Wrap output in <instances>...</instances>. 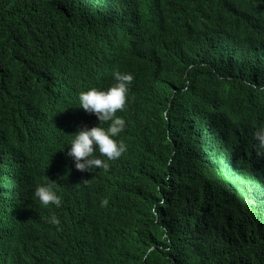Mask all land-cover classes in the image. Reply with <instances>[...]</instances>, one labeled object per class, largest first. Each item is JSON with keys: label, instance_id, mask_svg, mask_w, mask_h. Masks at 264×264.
Masks as SVG:
<instances>
[{"label": "trees", "instance_id": "1", "mask_svg": "<svg viewBox=\"0 0 264 264\" xmlns=\"http://www.w3.org/2000/svg\"><path fill=\"white\" fill-rule=\"evenodd\" d=\"M45 1L54 2L48 8L53 23L66 19L63 0ZM156 1L137 0V12L151 29H168L171 45L165 56V69L145 75L144 83H156L149 87L150 91L141 94L138 107L145 112L158 113L159 139L148 144L129 143L128 149L135 156L150 153L152 163L161 167L163 176L171 174L167 186V194L172 198L169 211L159 212L158 218L153 213L148 215L135 228L133 242L119 255H111L108 237V232L114 234L117 231L109 224L114 219L109 216L96 225L100 229L97 234L93 232L95 226L86 222L89 233L80 248L88 254L82 256L75 252L67 234L47 222L57 207H44L33 199L36 185L46 176L51 180L49 182H56L55 188L62 201L59 208L70 207L77 198L90 195L89 186L83 184L77 174L74 160L68 156L67 161L58 154L59 140L56 138V145L48 148L52 121L48 96L46 148L42 149L39 135L37 148L26 140L19 141L12 155L0 157V264H264V156L257 155L253 139L254 132L264 126V105H253L254 94L261 100L264 88L261 91L257 83L252 84L264 82L263 71H256V65L252 70V63L256 62L255 51L264 52V0H226L228 5H249L251 30L242 36L231 37L206 33L204 37L208 40L196 44L174 31V25L169 22L170 13H163L165 9ZM214 1L206 5L201 16L203 21L211 19L214 22L210 14ZM33 2L38 0H0V70L6 72L1 75L0 71V89L9 99L18 94L25 82L23 76L31 78L41 88L50 85L30 73L25 51L9 53L12 40L7 31L12 23L25 20ZM56 2L61 8H56ZM142 41L143 36L140 44ZM151 43L153 40H149L150 46ZM38 44L39 41L32 42L26 48L34 49ZM123 46L126 45L117 47L122 52L119 60H115L118 68L120 60L132 52V46L127 49L121 48ZM59 77L58 74L57 103ZM65 77L67 94L68 76ZM33 91V87H28L29 120ZM77 98L78 94H75V103H78ZM38 111L39 130L40 101ZM67 112L68 106L66 118H62L56 104L57 137H64L62 125L65 124L67 129ZM10 116L9 109H0L3 122L0 127L6 124L13 128L10 124L17 119ZM78 120L74 119L75 122ZM128 133L129 130L127 136L130 139H141ZM66 135L69 136L67 130ZM20 136L19 133L13 135L14 138ZM133 174L139 177L140 171ZM215 189L227 191L224 206L219 210L214 207ZM97 191L114 195V191L105 188L100 181ZM120 194L127 199L124 193L117 192L116 195ZM157 196L161 197V193ZM149 197L154 200L152 194ZM90 203L88 213L102 219L95 209L100 200L91 199ZM122 221V216L116 218L118 225ZM151 247L153 250L147 254Z\"/></svg>", "mask_w": 264, "mask_h": 264}, {"label": "clouds", "instance_id": "2", "mask_svg": "<svg viewBox=\"0 0 264 264\" xmlns=\"http://www.w3.org/2000/svg\"><path fill=\"white\" fill-rule=\"evenodd\" d=\"M225 1H214L210 12L214 22L211 19L209 21L201 19V0H186L187 4L183 7L180 6L179 0L156 2L159 6H167L168 10L176 13V16L169 20L174 25V31L191 38L192 44H196L208 40L204 37L206 33L231 37L235 34L242 36L251 30L252 13L249 5L245 3L228 5ZM52 4L54 2L45 0L33 2L25 20L21 23H12L7 31L12 40L9 42V53L13 50L25 51L30 73L41 77L50 85L41 88L31 78L23 76L25 82L20 87L23 91L20 92L19 88L18 94L11 97L14 102L0 89V109H9L10 118L17 119L10 124H13V128L6 124L0 127V157L12 155L19 141L26 140L37 148L39 135L42 137L40 141L42 149L46 148L45 110L49 96L52 121L48 148L56 145V138L59 140L58 154L67 161L68 156L74 160L77 174L82 183L89 186L90 195L77 198L70 207L59 208L62 201L55 188L56 182H49L51 180L46 176L42 183L36 185L33 199L44 207L49 205L57 207V211L47 218V222L64 231L71 248L82 256L88 254V251L80 248L89 233L86 222L95 226L93 232L97 234L100 229L96 225L101 224L107 217H112L113 223L109 224L117 231L114 234L108 232L111 255H119L133 242L135 228L141 225L148 215L153 213L158 218L159 212H168L172 204V198L167 194L171 174L166 173L163 176L161 167L152 163L150 153L135 156L128 149L129 143L148 144L159 139L157 130L159 115L156 112H145L134 105L126 107L128 101L141 96L136 89L144 84L146 74L158 73L165 69V56L171 45V34L163 27L160 31L151 29L137 12V0H63L62 8L67 17L60 23H53L49 16L48 8ZM55 4L57 9L61 8L58 2ZM173 5L176 8H173ZM165 12L166 10L163 13ZM143 31L145 32L142 34ZM141 35L143 41L140 44ZM149 40H153L151 46ZM36 41H39V44L34 49L26 48ZM121 45L132 46V52L129 57L120 60L121 64L117 70L111 72L115 60H119L122 54L117 49ZM114 52L116 58L113 61ZM262 53L264 52L260 50L255 51L256 62L252 63V70L256 65V71L262 70L264 75ZM240 57L244 58L243 55ZM245 61L250 63L249 59ZM0 71L1 75H5V71ZM58 74L60 95L57 103ZM66 75L69 77L67 94ZM107 76H111V85L103 88L104 77ZM85 80L89 83V89L86 91ZM28 87L34 88L31 93L33 102L30 120L27 117ZM261 88H264V85ZM75 94H78L77 102L81 110L80 115L76 117ZM39 101L41 123L38 130ZM56 104L64 119L68 106L67 129L65 124L62 125L64 137L61 135L57 137L55 133ZM261 104L264 105V98L258 100V105ZM74 119H79V122H75ZM0 123L3 122L0 120ZM72 125L75 126L70 128ZM66 130L69 136L66 135ZM127 130L129 136L140 131L137 137L141 139L137 141L128 138ZM15 133L22 136L14 138ZM253 139L256 141L257 155L264 156V126L254 132ZM126 160H130L131 164L141 165L139 177L133 174L136 171L134 167L122 164H125ZM114 162L120 164L115 165ZM98 181L104 183L105 188L114 191V195L110 192L108 194L98 192ZM117 192L124 193L127 199L121 194L117 196ZM157 193H161V197H158ZM151 194L154 200L150 199ZM224 194L226 197V189L223 192L214 190L213 196L217 197L214 202L216 210L224 206ZM91 199L100 200L95 209L103 216L102 219L88 213ZM148 209H151V212ZM119 216L123 219L121 225L116 222ZM151 250L153 247L147 254Z\"/></svg>", "mask_w": 264, "mask_h": 264}, {"label": "bare ground", "instance_id": "3", "mask_svg": "<svg viewBox=\"0 0 264 264\" xmlns=\"http://www.w3.org/2000/svg\"><path fill=\"white\" fill-rule=\"evenodd\" d=\"M202 1V7L200 8V17L201 16H203V13L205 12V7H206V5H211L212 4V1L213 0H201ZM186 4H187V2H180V6L181 7H183V6H186ZM255 4H252V6H254ZM161 6V5H160ZM165 10H166V12L167 13H170V19H172V18H174L175 16H176V13H174V12H172L171 10H168L167 9V6H162ZM173 8H176V7H174V5H173ZM128 47H130L129 45L128 46H123V47H121V48H123V49H127ZM134 48H135V46H134ZM140 49H143V46L141 45L140 46ZM113 59V61L115 60V58L113 57L112 58ZM118 68V66H116L115 65V62H114V65L112 66V68H111V72L114 70V69H117ZM104 79H105V83H104V85L102 86L103 88H107L108 86H110L111 85V76H107L106 78L104 77ZM88 81H86L85 80V82H84V91H86V90H88L89 88H88V84L89 83H87ZM95 83H96V81H95ZM156 82H154V83H144V84H142V85H140V86H138L137 87V89H136V92L137 93H140V94H143V93H145L146 91H150L149 90V87L152 85V84H155ZM254 83H257L256 85H257V87H258V89L259 90H261L262 91V89H261V87L264 85V82L263 81H260V82H252V84H254ZM257 97H258V95L257 94H254V106L256 107H259V105H258V100H257ZM139 99H140V97H136L135 99H134V102L131 100V101H128L127 102V105H126V107H131V106H136V107H138L139 106ZM260 106H263L262 104L260 105ZM80 108H79V104L78 103H75V113H74V115L75 116H78V115H80ZM118 113V112H117ZM116 113V114H117ZM121 135H122V133H121ZM134 136H139V134L138 133H135V135ZM125 140L128 142V139L127 138H125ZM126 163L124 164V163H122L123 165H130V166H132V167H134L136 170H139L140 168H141V165H138V164H131V163H129L130 162V160H126L125 161ZM113 164H115V165H119L120 163L119 162H114ZM127 173H129L128 171L126 172V174ZM120 193V192H119Z\"/></svg>", "mask_w": 264, "mask_h": 264}]
</instances>
